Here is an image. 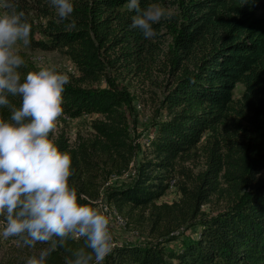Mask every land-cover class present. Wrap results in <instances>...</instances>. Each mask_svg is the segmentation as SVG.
<instances>
[{
    "label": "trees",
    "instance_id": "obj_1",
    "mask_svg": "<svg viewBox=\"0 0 264 264\" xmlns=\"http://www.w3.org/2000/svg\"><path fill=\"white\" fill-rule=\"evenodd\" d=\"M71 2L73 13L58 23L49 0H15L32 26L28 47L63 52L78 73L65 85L61 117L98 115L92 132L73 143L63 132L49 134L71 156L69 185L78 203L95 208L102 197L125 226L146 233L116 243L104 264H264V0H139L141 8L159 3L173 14L153 25L151 40L130 27L136 13L129 0ZM19 55L23 80L37 68ZM152 71L164 82L143 143L128 115L134 95L116 77ZM101 80L104 86L86 84ZM8 99L20 106L21 98ZM10 117L0 106V119ZM198 145L205 168L193 173L185 162ZM129 170L125 183H108ZM173 184L178 197L160 200ZM211 202L215 208L203 209ZM190 228L193 235L181 237ZM82 244L68 240L46 264H66ZM47 247H20L10 238L0 264H25Z\"/></svg>",
    "mask_w": 264,
    "mask_h": 264
},
{
    "label": "clouds",
    "instance_id": "obj_2",
    "mask_svg": "<svg viewBox=\"0 0 264 264\" xmlns=\"http://www.w3.org/2000/svg\"><path fill=\"white\" fill-rule=\"evenodd\" d=\"M58 23L67 21L74 11L71 0H49ZM134 10L130 27L139 28L144 38L157 36L153 25L171 20L173 14L159 3L140 7L139 0H129ZM72 20L66 30L75 29ZM31 24L15 0H0V106L10 109V121L0 119V238H15L20 247L35 248L48 244L38 257L25 264H46L57 247L67 241H83L71 250L66 264H104L112 253L113 235L110 218L86 204L78 203L75 188L70 187L71 156L61 152L49 134L63 115L67 74L55 68L28 71L21 79L18 71L25 66L20 46H30ZM19 97V107L8 97Z\"/></svg>",
    "mask_w": 264,
    "mask_h": 264
},
{
    "label": "rangeland",
    "instance_id": "obj_3",
    "mask_svg": "<svg viewBox=\"0 0 264 264\" xmlns=\"http://www.w3.org/2000/svg\"><path fill=\"white\" fill-rule=\"evenodd\" d=\"M20 51H22L26 58L30 60L34 66L38 69L41 67L55 68L56 71L67 74L69 77H76L78 75L75 67L70 62L68 57L59 50H41V49H31L29 47L20 46ZM117 81L120 86H123L131 94L134 95L132 102V111L129 112L130 125L132 128V134L137 138L138 141L142 142L147 137L146 134L151 132L150 122L156 116V109L158 106L159 99L162 95V86L164 78L159 71H152L149 77L144 75H128L125 78L117 76ZM88 85L92 86H104L105 82L103 80L97 82H86ZM242 91L241 84H237L234 89V96L237 97ZM98 117L97 114H84L75 118L60 117L56 124V129L53 131V135L60 132L65 133L69 137V141L73 143L79 136H87L92 132L91 121ZM150 129V130H149ZM195 153L193 157L185 162V165L191 169L193 173H197L205 168V155L203 149L198 145L194 148ZM132 165V164H131ZM132 170L127 171V174L121 176H114L108 180L109 184H122L128 180L129 173ZM260 174L264 176V169L261 170ZM178 197V190L175 184L168 188L164 194L161 196L162 201H172ZM97 200V199H96ZM95 200V201H96ZM94 205L97 210L100 211V203H104L105 200L100 198L96 201ZM216 207V204L211 202L203 206V209L209 210ZM104 213V212H103ZM119 213V212H118ZM110 218V231L113 235V241L119 243L124 240L134 241L136 238L143 240L145 239L146 233L141 232L136 234V230L131 228L132 226L126 225L125 227L118 225L116 218L113 213L107 214ZM119 215L123 217L120 213ZM125 220L126 218L123 217ZM181 230V229H180ZM141 231V230H140ZM181 237L186 235H193L192 229H183L180 231ZM8 241V240H7ZM7 241L0 238V254L3 250L4 245ZM176 242H170L168 245L171 248H176ZM174 264V263H172Z\"/></svg>",
    "mask_w": 264,
    "mask_h": 264
},
{
    "label": "built area",
    "instance_id": "obj_4",
    "mask_svg": "<svg viewBox=\"0 0 264 264\" xmlns=\"http://www.w3.org/2000/svg\"><path fill=\"white\" fill-rule=\"evenodd\" d=\"M151 136V134H148L147 135V137L145 138V140L144 141H142L143 143L145 142V143H147L146 142V140L148 139V137H150ZM125 174H127V173H125ZM100 198H102V197H99L97 200H99ZM102 199H104V198H102ZM96 200V201H97ZM96 201H95V203H96ZM99 204H100V211L101 212H104L106 215L107 214H111V213H113L114 214V217L116 218V222L118 223V225H120V226H125V219L123 218V217H121L120 215H119V213H118V211L115 209V208H113V207H110L107 203H106V201L104 202V203H100V202H98ZM113 244L115 245L116 243L113 241Z\"/></svg>",
    "mask_w": 264,
    "mask_h": 264
}]
</instances>
